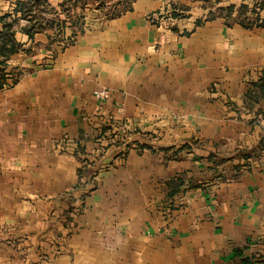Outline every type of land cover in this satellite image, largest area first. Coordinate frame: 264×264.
Instances as JSON below:
<instances>
[{"label": "crops", "instance_id": "obj_1", "mask_svg": "<svg viewBox=\"0 0 264 264\" xmlns=\"http://www.w3.org/2000/svg\"><path fill=\"white\" fill-rule=\"evenodd\" d=\"M19 1L0 0L20 45L0 56V264H264V27L133 0L66 44Z\"/></svg>", "mask_w": 264, "mask_h": 264}, {"label": "trees", "instance_id": "obj_2", "mask_svg": "<svg viewBox=\"0 0 264 264\" xmlns=\"http://www.w3.org/2000/svg\"><path fill=\"white\" fill-rule=\"evenodd\" d=\"M79 0H63L61 2V11L64 13H69L71 8H76L78 6ZM97 8H106L105 16L107 18L115 17L124 13L127 10L132 8V1L133 0H94ZM111 1V2H109ZM45 0H21L17 3V7L15 9V13L21 12L23 17H28L31 21V26L28 29L31 36L36 30H41L45 26H54L56 28H65L69 26L73 30L72 36H75L77 33L78 28L83 29V20L81 18L71 19L68 20L67 17L64 20H60L57 12L52 9V14H49V9L46 7ZM84 8V6H79ZM219 11H224L227 17H231L233 13L237 12V19L239 22L246 26L251 27L253 25L263 26L264 27V18L261 16H254L249 13H253L255 8L249 7V4H240V6L236 7L234 4H230L228 6H222L219 8ZM10 14H5L0 17L1 21H4V26L0 29V56L6 58L10 55L11 52L16 51L20 45L14 41L13 35V22H5ZM212 17V15H211ZM70 21V23H66ZM4 58L0 60V85L3 83V79L5 74L3 73V69L1 68L2 64L4 63ZM254 87L259 88L260 96H264V77L261 81L254 84ZM248 96H254L256 99L257 97L252 94V89L248 92ZM252 98V97H251Z\"/></svg>", "mask_w": 264, "mask_h": 264}, {"label": "rangeland", "instance_id": "obj_3", "mask_svg": "<svg viewBox=\"0 0 264 264\" xmlns=\"http://www.w3.org/2000/svg\"><path fill=\"white\" fill-rule=\"evenodd\" d=\"M211 3L210 5L213 6V9H215V12L219 13V14H224V11H219V8L222 6H228L230 4H232V0H210ZM237 4H249V7L255 8V11H253V15L254 16H260L261 12L264 15V0H236ZM236 4V3H235ZM237 5L238 6H240ZM98 7V6H97ZM88 9V10H86ZM92 11V10H97L98 11V15H105V10L106 8H81V7H76V8H71V10L69 11V13H65V16L68 18V20L71 21V19H77L78 17L81 18L83 20V24L86 21L87 18V12L88 11ZM93 12V11H92ZM250 13V11H249ZM93 14H95V12H93ZM251 14V13H250ZM71 18V19H70ZM83 26V25H82Z\"/></svg>", "mask_w": 264, "mask_h": 264}, {"label": "built area", "instance_id": "obj_4", "mask_svg": "<svg viewBox=\"0 0 264 264\" xmlns=\"http://www.w3.org/2000/svg\"><path fill=\"white\" fill-rule=\"evenodd\" d=\"M104 17H106V16L104 15ZM161 23H162V22H161ZM161 23H160V24H161ZM74 39H75V36H71V37L67 38L64 42H65L66 44H68V43H71ZM11 76H12L11 74H7V73H6V79H7V78H11ZM5 81H6V80H5ZM8 83H11V80H9ZM5 84H6V83L4 82L3 85L5 86ZM97 96H98V97H102V98H103V97H106V96H107V92L104 91V90H101V91H99V92L97 93ZM68 140H69V139H68ZM68 140H66V142H67Z\"/></svg>", "mask_w": 264, "mask_h": 264}]
</instances>
